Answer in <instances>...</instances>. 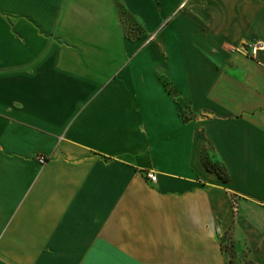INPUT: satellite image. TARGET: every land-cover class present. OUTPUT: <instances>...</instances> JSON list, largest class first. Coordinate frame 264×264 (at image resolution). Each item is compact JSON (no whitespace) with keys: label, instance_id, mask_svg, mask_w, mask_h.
<instances>
[{"label":"crops","instance_id":"crops-1","mask_svg":"<svg viewBox=\"0 0 264 264\" xmlns=\"http://www.w3.org/2000/svg\"><path fill=\"white\" fill-rule=\"evenodd\" d=\"M116 1L0 0V264H264V0Z\"/></svg>","mask_w":264,"mask_h":264},{"label":"rangeland","instance_id":"rangeland-1","mask_svg":"<svg viewBox=\"0 0 264 264\" xmlns=\"http://www.w3.org/2000/svg\"><path fill=\"white\" fill-rule=\"evenodd\" d=\"M116 3L118 27L127 39L130 41H137L139 45L143 32L141 23L135 15L127 10L121 0H117ZM222 248L226 250L230 256V264H256L251 258L249 249L246 246L235 248L228 234L222 237Z\"/></svg>","mask_w":264,"mask_h":264},{"label":"built area","instance_id":"built-area-1","mask_svg":"<svg viewBox=\"0 0 264 264\" xmlns=\"http://www.w3.org/2000/svg\"><path fill=\"white\" fill-rule=\"evenodd\" d=\"M262 47H263V46H262V43H261L260 41H257V42H255V43H251L250 45H248V49L240 48V49H238V50L241 51V52H245V53H247V54H250V55H252V56H255L256 53H257V51H259L260 49H262ZM38 159H39V161H40L41 163H43V162H45L46 157H45L44 155H39V156H38ZM147 176H148V178H149L151 181H155V179H156V175H155L154 173H148ZM231 204H232V207H233L234 209H236V207H237V200H236L235 197H233V198L231 199Z\"/></svg>","mask_w":264,"mask_h":264},{"label":"trees","instance_id":"trees-1","mask_svg":"<svg viewBox=\"0 0 264 264\" xmlns=\"http://www.w3.org/2000/svg\"><path fill=\"white\" fill-rule=\"evenodd\" d=\"M202 158H203L204 164L206 165L207 168L216 171L220 175V177H222L223 179L228 178V174L226 172L224 165H222L218 161L210 162L208 160L206 153H205V150L202 152Z\"/></svg>","mask_w":264,"mask_h":264}]
</instances>
